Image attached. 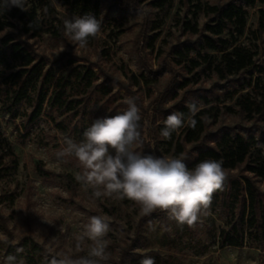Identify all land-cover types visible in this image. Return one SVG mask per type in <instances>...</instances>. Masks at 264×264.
<instances>
[{
    "label": "rangeland",
    "instance_id": "rangeland-1",
    "mask_svg": "<svg viewBox=\"0 0 264 264\" xmlns=\"http://www.w3.org/2000/svg\"><path fill=\"white\" fill-rule=\"evenodd\" d=\"M30 2L31 0H27ZM153 0H100L98 19L101 20V32L98 37L90 38L88 46L80 48L63 33L60 38L43 34L36 39L23 37L38 58H45L49 67L60 68L61 62L75 57L81 63L91 66L98 74V84H107L111 88L108 96L92 95V98L79 111V116L57 121H65L67 132L59 130L46 116L35 124L23 128L21 119H12L0 111V264H4L8 251H25L24 244L35 242L41 249L39 264H47L46 258L56 254L71 256L86 255L90 241H85L81 249L76 248V237L82 233L83 225L93 215L106 217L110 231L106 252L109 259L105 264H120L121 252L133 241L141 223L140 237L125 264H138L144 256L154 258L155 264H264V250L254 247L220 248V232L226 229L234 208L223 197L213 195L211 214L202 218L194 228L178 227L174 220L143 216L133 201L110 197H93V190L85 188L76 180L81 172L79 161L74 156L57 158L56 153L64 146V138L76 142L83 139V132L97 119L115 115L123 111L124 98H136L141 110L142 143L136 151L147 155L146 145L151 144L150 128L152 121L156 125L163 123L166 112H177L178 105L191 101L204 107L203 96L211 105L220 106L218 119H207V133L219 131L245 133L255 126H264L247 122L231 101L227 92L236 87L223 82L214 74H203L201 70H190L179 66L172 56V49L186 40H197L196 36L186 33L180 24L185 18L198 23L202 28L207 18L199 14L192 19V14L180 0L174 4L167 17L151 6ZM230 0H204L215 5ZM59 18L70 19L59 0H53ZM258 12L250 10L248 29L258 27ZM156 25L160 28L154 29ZM8 30L0 32V36ZM152 38L158 35L154 50L148 49L142 36ZM247 32L241 43L252 47L256 57L264 59V36L260 41ZM198 75H194L195 73ZM141 74L151 79L147 85L141 82L135 85L133 77ZM191 79V84L183 89L172 85V81ZM231 106L237 113L224 111ZM1 108V103H0ZM165 112V113H164ZM145 123V125H144ZM77 127V131L73 128ZM257 133V131H255ZM207 134V135H208ZM210 137H208L209 139ZM185 152L176 156L175 151L166 152L161 143L152 144V155L160 157L183 158L189 168L194 167L197 149L195 144H185ZM7 151V152H6ZM14 161L16 169L13 170ZM52 175L42 177L37 172V164ZM5 167L9 168L5 171ZM231 179H240L244 174L240 168L227 171ZM264 193V182L258 181ZM13 195L11 200L6 199ZM136 260L134 263L133 261ZM18 264H28L17 259Z\"/></svg>",
    "mask_w": 264,
    "mask_h": 264
},
{
    "label": "trees",
    "instance_id": "trees-1",
    "mask_svg": "<svg viewBox=\"0 0 264 264\" xmlns=\"http://www.w3.org/2000/svg\"><path fill=\"white\" fill-rule=\"evenodd\" d=\"M59 2L70 16L91 14L97 19L99 17L100 0ZM180 2L192 14V19L203 14L207 23L202 28L187 18L180 23L184 31L196 36L197 40H186L172 49L177 65L201 70L203 74H214L223 82L236 83L237 86L226 93L228 98L235 101L244 120L264 126V59L260 61L251 46L240 42L247 32L257 41L263 38L264 0H230L215 5L204 3V0ZM173 4L174 0L151 2V6L164 13L165 17ZM252 9L257 10L259 19L254 31L248 29V17ZM158 28L160 25L154 27ZM6 30L8 32L0 36V111L14 120L20 118L23 128L46 116L59 130L67 132L65 121H57V118L64 120L79 116L80 109L92 95L100 93L108 96L111 93L107 84H98V74L91 66L81 63L75 57H69L61 62L60 68L49 67L47 60L38 58L23 38L36 39L45 33L53 38L62 36L63 20L59 18L53 0L27 1L25 10L17 7L6 10L0 7V32ZM157 39L158 35L149 39L145 34L142 36V41L145 40L147 48L151 50H154ZM133 80L135 85H140L142 81L147 85L151 82L144 74L140 78L133 77ZM190 84V78L172 81V85L180 89ZM203 99L205 108L198 106L200 110L194 117L197 121L195 127L186 124L174 132L170 139L160 135L163 123L156 125L151 120V144L146 145V153L154 154L152 144L158 146L161 143L166 146L167 153L174 150L176 156H180L185 152V144H195L198 150L196 162L205 159L222 160L226 171L242 168L244 174L240 179H231L225 183L223 190L214 193L215 196L223 197L226 203H231L235 210L228 220V227L220 232V248L254 247L264 250V193L258 186V181L264 182V131L261 127L257 129L252 126L245 133L236 132L232 135L219 131L213 135L208 134L207 119H218L222 109L218 105H211L206 96ZM188 104L177 107V112L183 113L185 120L189 116ZM224 111L237 113L231 106H225ZM169 114H164L163 121ZM73 129L77 131V127ZM14 164L13 170L16 169V161ZM3 170L8 171L9 168ZM37 172L46 179L52 175L42 162L37 164ZM12 197L8 195L6 199L11 200ZM148 216L165 219L167 213L156 211ZM141 225H138L133 241L121 252L120 264H125L134 250L140 237ZM24 248L22 252L10 248L8 253L28 264H39L40 247L29 241L24 244Z\"/></svg>",
    "mask_w": 264,
    "mask_h": 264
},
{
    "label": "clouds",
    "instance_id": "clouds-1",
    "mask_svg": "<svg viewBox=\"0 0 264 264\" xmlns=\"http://www.w3.org/2000/svg\"><path fill=\"white\" fill-rule=\"evenodd\" d=\"M26 4L27 0H2L0 7L25 10ZM63 26L65 36L80 48L87 47L89 39L98 37L101 32V20L91 14L64 19ZM123 103L126 105L123 111L97 118L83 132L80 142L65 137L57 158L74 156L79 161L82 171L75 178L86 189L93 190L94 198H126L138 205L143 216L162 211L178 227L194 228L211 214L213 195L225 186L228 172L223 161L205 159L189 168L183 158L141 154L136 151L142 143L141 110L135 97L127 96ZM187 107V120L180 112H173L164 119L161 137L170 139L186 124L195 127L194 117L200 109L195 102ZM109 231L106 217H89L82 233L76 237L78 250L85 241L91 242L87 254L58 253L46 258L47 264H105L109 259L105 239ZM4 264H18L16 256L9 255ZM139 264H155V260L144 256Z\"/></svg>",
    "mask_w": 264,
    "mask_h": 264
}]
</instances>
